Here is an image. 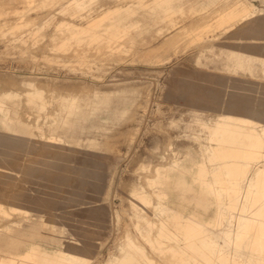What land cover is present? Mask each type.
Masks as SVG:
<instances>
[{
	"label": "rangeland",
	"instance_id": "obj_1",
	"mask_svg": "<svg viewBox=\"0 0 264 264\" xmlns=\"http://www.w3.org/2000/svg\"><path fill=\"white\" fill-rule=\"evenodd\" d=\"M160 1L0 0V135L25 142H0V256L41 244L108 264L132 241L151 264H172L175 250L187 251L160 237L161 208H178L181 192L159 176L210 165L222 80L264 94V0ZM117 8L91 32L65 25ZM114 21L124 29L115 40ZM187 181L201 189L191 173ZM186 211L217 214L194 203ZM225 253L231 261L216 264H233L235 251Z\"/></svg>",
	"mask_w": 264,
	"mask_h": 264
},
{
	"label": "bare ground",
	"instance_id": "obj_2",
	"mask_svg": "<svg viewBox=\"0 0 264 264\" xmlns=\"http://www.w3.org/2000/svg\"><path fill=\"white\" fill-rule=\"evenodd\" d=\"M168 1L157 4L165 8ZM122 11L123 8L112 9L85 27L65 25L72 34L81 35L95 30L103 21ZM261 25L258 33L264 35V21ZM123 31L120 21L112 22L107 28L113 40ZM235 56L242 62V55ZM221 83L227 87H216L215 91L222 99L225 113L210 129V136L217 143L209 151L210 165L199 163L192 168L183 167L177 176H159L160 182H171L181 192L178 208H161L165 218L159 234L162 238L186 241V249L196 264H216L218 260L228 263L231 260L225 253L227 249L235 251L233 264H264V164L256 168L264 160V94H259L256 84L246 80L224 79ZM3 141L12 142L13 150L25 147L24 141L9 135H0V142ZM31 168L38 172L44 169V163L31 165ZM189 173L194 175L200 190L188 183ZM147 202L143 195L135 200V205L142 208ZM189 203L203 212L214 208L217 210L215 220L207 221L198 211L188 213ZM215 228H219L218 233L214 232ZM217 237L224 240L223 245L216 241ZM158 244L161 241L158 240ZM187 251L175 250L172 264H186ZM0 264H80V260L77 256L50 252L36 244L28 246L19 256L13 253L0 256ZM108 264H151V261L141 247L128 241L126 254Z\"/></svg>",
	"mask_w": 264,
	"mask_h": 264
}]
</instances>
